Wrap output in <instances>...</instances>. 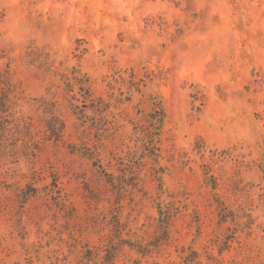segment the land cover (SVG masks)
Segmentation results:
<instances>
[{"label":"rangeland","instance_id":"1","mask_svg":"<svg viewBox=\"0 0 264 264\" xmlns=\"http://www.w3.org/2000/svg\"><path fill=\"white\" fill-rule=\"evenodd\" d=\"M4 78L0 264H264V0H0Z\"/></svg>","mask_w":264,"mask_h":264},{"label":"trees","instance_id":"2","mask_svg":"<svg viewBox=\"0 0 264 264\" xmlns=\"http://www.w3.org/2000/svg\"><path fill=\"white\" fill-rule=\"evenodd\" d=\"M15 87L9 82L7 78L0 80V156L3 154H9L11 156H17L19 151L23 152L22 155H34L35 145H38L39 141L35 139V133L33 132L35 125L32 121V117L25 115H16L13 111V107L16 105L17 96L14 94ZM86 95L89 92L86 90ZM80 115L82 112L79 111ZM161 113V111H160ZM161 115V114H159ZM156 116V115H155ZM151 114L152 119L161 121L160 118ZM151 120L150 126L154 123ZM46 131L50 139L58 140L63 136L65 130V121L59 117V115L52 114L45 120ZM43 130V129H42ZM155 133L150 134V149L151 153L155 156L159 154L155 152L158 147L154 145ZM19 143V145H18ZM31 148V149H30ZM155 149V150H154ZM32 153V154H29ZM170 215L166 211H160L159 226L163 233L166 232Z\"/></svg>","mask_w":264,"mask_h":264}]
</instances>
